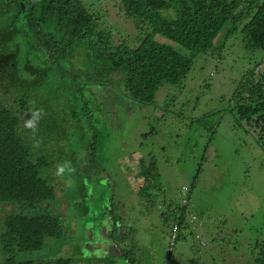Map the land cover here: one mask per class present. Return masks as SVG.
<instances>
[{
  "label": "trees",
  "instance_id": "obj_1",
  "mask_svg": "<svg viewBox=\"0 0 264 264\" xmlns=\"http://www.w3.org/2000/svg\"><path fill=\"white\" fill-rule=\"evenodd\" d=\"M87 1L0 0V84L6 97H13L11 102L0 97V264H76L67 257L41 261L32 253L42 251L47 242L66 240L70 212L77 210L71 221L86 215L87 224L85 174H93L97 165L108 170L96 147L107 119L100 123L102 118H94L95 101L101 103L98 108L104 107L99 111L114 129L121 113L113 107L110 89L153 103L162 85H175L187 76L194 56L222 49L215 38L227 23L234 26L230 34L240 27L245 49L264 51V0H112L114 9L106 18L119 21L118 32L102 28L105 15L93 13ZM122 19L133 24L138 35L134 41L123 32ZM263 79L253 70L244 73L232 111L248 130L256 131L264 149ZM31 109L44 110L37 126V149L31 146L30 130L23 127ZM63 140H69L68 151L60 144ZM77 148L82 157L73 155ZM56 156L72 165L84 158L88 169L80 171L76 164L79 179L76 184L67 180L63 187L53 175ZM141 162L139 177L148 186L140 196L150 199L153 189L162 185V176L156 158L148 166L142 158ZM111 181L117 182L116 177ZM61 190L71 205L58 204ZM7 205L11 207L5 214ZM179 220L185 222L182 216ZM129 246L125 258L134 264L135 244ZM256 256L254 264H264V237Z\"/></svg>",
  "mask_w": 264,
  "mask_h": 264
},
{
  "label": "rangeland",
  "instance_id": "obj_2",
  "mask_svg": "<svg viewBox=\"0 0 264 264\" xmlns=\"http://www.w3.org/2000/svg\"><path fill=\"white\" fill-rule=\"evenodd\" d=\"M111 1L88 0L86 4L93 13L105 15L100 22L102 28L118 32L122 29L119 21L106 18L114 9ZM122 23L128 40L137 39L133 24L123 19ZM233 28L231 23L224 25L215 38L216 46L222 49L213 55L194 56L187 76L175 85H162L153 103H140L110 89L113 107L121 113L114 129V123L110 125L104 111H99L104 107L98 108L101 103L95 101L94 118H102L100 123L107 119L108 127H104V136H99L101 144L96 147L103 163L108 162V170L97 165L93 174L85 171L90 182L89 185L83 180L84 193L89 197L87 224L86 215L71 221L77 210L70 212L66 240L47 242L42 251L32 256L41 261L67 257L76 264H86L91 257L89 264H105L98 257L107 258L106 252L121 255L123 247L112 240L108 246L97 245L96 253L90 251L88 241L93 234L98 238L102 228L110 225L107 218H114L119 208L127 205L122 210L130 208L128 213L133 215L128 227L135 236L134 264H254L264 237V149L256 131L248 130L232 110L237 105L236 89L244 73L253 70L264 78V51L252 53L245 49L240 27L230 34ZM156 38L165 40L159 35ZM171 44L176 46L175 42ZM0 97L13 100L6 97L2 84ZM197 117L203 118L196 120ZM147 133L149 136H144ZM69 140L60 143L67 151ZM76 154L83 156L80 148L74 150ZM141 158L146 166L156 158L162 176V185L158 191L153 189L154 195L150 190V199L140 196L142 187L148 186L144 178L137 176ZM55 159V166L62 162L58 156ZM64 162L70 163L71 172L56 179L63 187L69 183L67 180L76 184V164L78 170H87L86 161L80 158L74 165L71 160ZM114 177L118 183L111 181ZM62 193L58 191V204L71 205ZM4 207L7 214L11 206ZM183 212L186 220L174 238L172 227ZM21 253L18 258L23 256ZM115 259L126 264L124 258Z\"/></svg>",
  "mask_w": 264,
  "mask_h": 264
},
{
  "label": "flooded vegetation",
  "instance_id": "obj_3",
  "mask_svg": "<svg viewBox=\"0 0 264 264\" xmlns=\"http://www.w3.org/2000/svg\"><path fill=\"white\" fill-rule=\"evenodd\" d=\"M141 166H142V162H141ZM137 176L139 177V175H137ZM89 183L90 182H88V184ZM131 185H132V183L130 184V187H131ZM144 187H142V188H144ZM124 207L126 208L127 205H124ZM124 207L121 206L119 208L118 214L114 218H112V216L107 218L110 221V225L102 228V232L98 233V238H97V236L94 237V234H93L91 237L92 240L88 241V244H90V247H91L90 251H95L96 253H99V248L97 247V245L100 244L103 246H108V244L113 243L112 240H117L119 243V244L118 243L117 244L119 246L123 247V251H122L121 255L118 252H113V253L106 252L107 258L102 259L101 257H98V260H101V263L106 262L105 264H110L109 260L112 259V260H114L113 264H121V262H118V260H116L115 257L112 256V255H115V256H117L118 259L124 258V261L126 262V264H132L131 261H128L125 257L128 255V251L130 250L129 245L131 243L135 244L134 232H133L132 228L128 227V224L131 221V220H129V218L133 215L128 213V210L130 208L122 210ZM131 207H133V206L131 205ZM135 209H138L136 207V205H135ZM92 219L94 220V219H96V217L94 216ZM105 223H107V220L105 221ZM94 229L92 231H94ZM135 248H136V246H135ZM101 249H104V247ZM135 257H137V256H135ZM141 258L139 259L140 263L142 262ZM89 260H91V257Z\"/></svg>",
  "mask_w": 264,
  "mask_h": 264
},
{
  "label": "clouds",
  "instance_id": "obj_4",
  "mask_svg": "<svg viewBox=\"0 0 264 264\" xmlns=\"http://www.w3.org/2000/svg\"><path fill=\"white\" fill-rule=\"evenodd\" d=\"M43 111H44L43 109H31L29 117L23 121V127L25 129L30 130L31 132L30 138L32 141L31 146L33 149L39 148L41 144V141L38 138V127L37 126H38L40 119L42 118ZM55 167H56V171L53 173V175L56 177L63 178L66 171L69 173L71 172L70 163L61 162V163H58ZM179 216H182L183 219L186 217L184 215H179ZM183 223L182 222L180 223L179 218L177 219V222L174 223L172 227V235L174 238H177L179 236L180 231H181L180 227L182 226Z\"/></svg>",
  "mask_w": 264,
  "mask_h": 264
}]
</instances>
